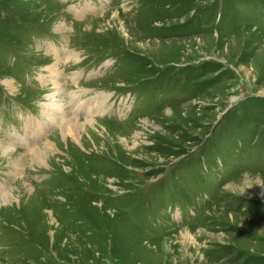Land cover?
Returning a JSON list of instances; mask_svg holds the SVG:
<instances>
[{"label":"rangeland","instance_id":"obj_1","mask_svg":"<svg viewBox=\"0 0 264 264\" xmlns=\"http://www.w3.org/2000/svg\"><path fill=\"white\" fill-rule=\"evenodd\" d=\"M0 140V264H264V0H0Z\"/></svg>","mask_w":264,"mask_h":264},{"label":"bare ground","instance_id":"obj_2","mask_svg":"<svg viewBox=\"0 0 264 264\" xmlns=\"http://www.w3.org/2000/svg\"><path fill=\"white\" fill-rule=\"evenodd\" d=\"M53 52L55 54L56 60L58 61V59H59V56L58 55L60 54V51L57 52L56 50H54ZM69 57H72V54H68V51H67V52L64 53V56L62 57L61 60L68 59ZM50 67H51V68H49V74H50V77H51L50 80L52 81V84L55 86V88H54L55 89L54 94H55L56 97H58L57 95H58L59 89H60V82L58 81L59 69L57 68L56 64L55 65H52ZM8 85H9V88H11V89L14 88V86L10 85L9 82H8ZM59 101L60 100H56L55 101L56 104H57V105H55L57 107V109L47 110L48 112L46 111L47 112V116L46 117H47V119L49 121L52 122V120H55L59 125H61L59 131L61 133H63L66 137H74L75 138L86 127V125H89L90 126L92 124V122H95L94 120H88V119L87 120L85 119L82 122H79V120L75 119V117L74 118L73 117H70V116L68 117L67 114H65V115H64V113L62 114L61 110H62V106L63 105ZM54 107H52V108H54ZM52 108H50V109H52ZM86 108H87V111H89L91 109L89 106H87ZM78 109H79V107H77V110ZM56 112H59L60 115H58ZM43 125H44V123H41V122H39V123L36 124L37 135H40V133L42 132V129L45 128V127L42 128ZM34 134H35V132H34ZM28 139H29V134L25 138V141H27ZM50 147H51L50 141L46 142L45 145L42 146V147H40V148L31 147L30 151H31V156L33 157L32 160L35 159V160H37L38 164L44 165L45 164L46 157L48 156L47 155V152L49 151L48 149H50ZM1 149L4 151L5 156H9L10 159H11L12 154H13V150L9 146H7L5 144V142L2 141V140H0V150ZM12 161L14 162V167L16 169H18V170L20 169V167L24 163L21 157L19 159H17V160L15 159V160H12ZM1 190H2V188L0 186V193L3 194L4 201L7 202V200L12 195L11 194V191L10 192H6V193H3V191H1Z\"/></svg>","mask_w":264,"mask_h":264}]
</instances>
